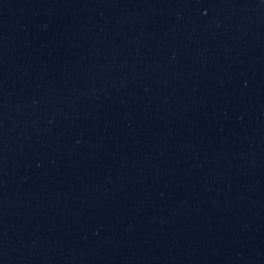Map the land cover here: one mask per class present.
Instances as JSON below:
<instances>
[{"label":"water","instance_id":"obj_1","mask_svg":"<svg viewBox=\"0 0 264 264\" xmlns=\"http://www.w3.org/2000/svg\"><path fill=\"white\" fill-rule=\"evenodd\" d=\"M0 264H264V0H0Z\"/></svg>","mask_w":264,"mask_h":264}]
</instances>
